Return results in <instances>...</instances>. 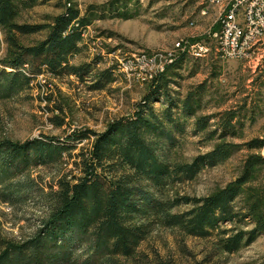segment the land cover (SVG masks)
I'll return each mask as SVG.
<instances>
[{"label":"rangeland","instance_id":"rangeland-1","mask_svg":"<svg viewBox=\"0 0 264 264\" xmlns=\"http://www.w3.org/2000/svg\"><path fill=\"white\" fill-rule=\"evenodd\" d=\"M209 1L19 0L14 23L45 28L23 35L0 29V60L14 51L11 36L23 46L36 45L47 37V26L57 16L74 8L85 26L81 50L71 64H90L91 71L85 80L76 75L43 74L19 94L0 99V142L55 138L66 144L69 137L85 131L105 132L113 121L133 116L137 105L153 92L154 82L162 78L170 98L155 94L152 106L157 113L171 108L184 127L175 130L171 162L203 161L193 179L169 185L162 198H204L235 182L248 158L264 157V147L247 145L264 141V42L249 62L221 55L212 37L220 8L208 5ZM106 71L111 72L112 81L95 87ZM191 94L197 99V111L185 115L182 104ZM202 118L208 125L198 132L196 123ZM230 118L236 135L225 131ZM95 138L76 142L58 163L34 167L17 178L21 185L28 178L37 184L31 192H21L19 199H4L0 187V237L21 241L41 227L49 213V202L41 193H49L60 179L82 175L81 161L89 155ZM220 145H229L231 154L210 165L207 156ZM234 204L238 216L221 226V235L203 239L159 223L132 258L88 261L87 243L77 241L70 243V261L64 264H264V233L251 234L257 220L264 217V164L255 168ZM193 208L184 204L173 213ZM238 234L243 237L241 248L227 251L225 240Z\"/></svg>","mask_w":264,"mask_h":264},{"label":"trees","instance_id":"trees-1","mask_svg":"<svg viewBox=\"0 0 264 264\" xmlns=\"http://www.w3.org/2000/svg\"><path fill=\"white\" fill-rule=\"evenodd\" d=\"M18 2L0 0V29L10 28L22 35L44 29L45 26L14 23ZM84 26L80 12L68 8L47 26L50 28L47 37L36 45L23 46L11 36L9 43L14 51L10 57L0 60V99L19 94L43 74L58 78L76 75L85 80L91 71L90 64H71V59L81 50ZM111 81V72H103L95 87ZM161 93L170 98L167 82L159 78L153 84V92L137 105L133 116L113 121L102 133L85 131L82 136H71L66 144L55 138L0 142V187L4 199L14 200L19 199L21 192L27 194L37 185L29 178L30 182L26 180L21 185L17 178L34 167L58 163L76 147V142L90 139L92 135L96 137L89 155L81 161L82 175L60 179L57 187L51 185L49 193H41L49 202V213L41 227L21 241L0 237V264H64L70 261V243L77 241L87 243L91 254L88 261L132 258L159 223L179 227L186 234L203 239L224 233L220 232L221 226L234 222L238 216L234 202L242 186L255 168L264 164V157L248 158L242 176L214 195L165 200L162 192L171 184L193 179L203 161L172 164L169 151L175 146V130H184V127L173 117L171 108L162 113L153 108L154 95ZM196 103L195 96L189 95L183 101L182 112L195 114ZM207 125L206 118L199 119L196 130L202 132ZM225 131L236 135L231 118L225 124ZM247 145L262 148L264 141ZM230 154L229 145H220L208 154L207 160L210 165H216ZM184 204H193L194 208L173 213ZM259 233H264V217L257 220L251 234ZM242 240L241 234L230 237L224 242L225 248L229 252L238 251Z\"/></svg>","mask_w":264,"mask_h":264},{"label":"built area","instance_id":"built-area-1","mask_svg":"<svg viewBox=\"0 0 264 264\" xmlns=\"http://www.w3.org/2000/svg\"><path fill=\"white\" fill-rule=\"evenodd\" d=\"M209 4L220 8L212 32L218 52L227 58L253 60L264 42V0H210Z\"/></svg>","mask_w":264,"mask_h":264}]
</instances>
